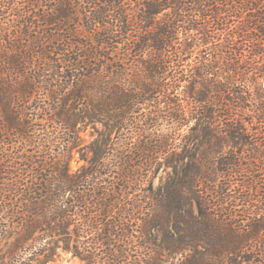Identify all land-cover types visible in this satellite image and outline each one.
<instances>
[{"label": "trees", "instance_id": "trees-1", "mask_svg": "<svg viewBox=\"0 0 264 264\" xmlns=\"http://www.w3.org/2000/svg\"><path fill=\"white\" fill-rule=\"evenodd\" d=\"M70 23L77 32L83 31V42H73L74 30L69 35H57ZM49 26L57 31L43 32ZM48 38L56 43L51 49L47 48ZM120 45L124 51L122 47L119 50ZM118 50L125 57H117ZM244 53L249 57L243 59ZM111 58L119 59L123 65L114 69ZM260 59L264 60V0H0V201L11 203L17 199L20 206L16 204L18 210L13 208L15 212L11 216L14 213L19 216L21 210L26 213L21 218V222L25 221L21 240L43 243L54 238L51 234L60 230L73 209L87 202L104 207L96 220L107 228L87 246L127 244L128 239L116 231L125 227L124 221L117 219L111 224L110 214L116 209L123 212L125 207H118L128 194L130 180L139 176L141 170L138 165L127 170L129 160L124 153L114 163L110 162L106 146L109 139L103 135L95 140L87 167L75 174L69 172L67 165L64 170L49 173L41 165L31 171L26 168L23 173L32 172L31 176H25L27 180L22 175L25 188H17L20 174L5 168L8 166L4 162L9 158L3 160V154L9 152L10 156L25 147L28 152L40 147L51 149L50 141L46 143V138L40 140L35 136L40 128L23 109L24 105H30L35 92L49 87L53 115H57V121L63 123L67 132L64 134L69 136L76 133L79 121H85V126L101 122L110 131L121 130L128 126L130 116L140 103L148 98L156 102V98L140 94L151 93L159 87L169 95V90H178L180 83L186 82L183 93L193 103L189 118L195 121L192 140L197 141L196 150L188 164L176 169V202H173L172 187L168 186L162 194L167 213L169 206L175 205L173 232L163 230L162 240L153 238L149 231L137 236L145 250L144 262L264 264V248H246L254 241L264 244V237L260 239L264 234V218L255 215L244 225L241 222L244 220H238L234 214L216 215L209 188L202 186L211 153L207 142L224 133L211 126L216 119L223 118L231 121L225 130L227 136L237 139L243 135L244 124L250 120L243 110L246 96L251 92L242 78L264 75V67L256 64ZM107 61H111L110 66ZM168 77L175 82L166 83ZM156 78L162 81H155ZM88 91L92 92L90 97ZM257 115L259 119L264 118V112ZM3 129L8 138L1 141ZM254 130L264 132L259 125ZM64 137V143L76 140ZM219 148L213 154L221 173H227L230 166L237 168ZM65 155L68 162L69 157ZM140 157L142 160L143 156H132L130 162ZM179 161H184L181 154ZM113 167L118 171L119 192L113 196L116 200L111 205L104 201L109 195L108 187L102 183L110 187L106 175ZM67 192L73 200L64 201ZM195 202L199 206L197 214L193 210ZM64 205L70 206L63 208ZM164 217V210H157L146 222L153 228L157 224L160 227L164 225ZM43 225L49 228V234L34 237L35 233L44 231ZM17 244L26 245V242ZM155 244L161 250L151 247ZM110 253L118 264L122 251L114 249ZM11 255L18 262L17 254ZM97 256L95 252H88L82 259L96 264Z\"/></svg>", "mask_w": 264, "mask_h": 264}, {"label": "rangeland", "instance_id": "rangeland-1", "mask_svg": "<svg viewBox=\"0 0 264 264\" xmlns=\"http://www.w3.org/2000/svg\"><path fill=\"white\" fill-rule=\"evenodd\" d=\"M52 3L54 4L55 1H52ZM51 13L54 14L55 12L53 13L51 10ZM36 30L40 32L41 29ZM73 30L75 31L73 42H83L85 39L83 31L79 30L77 32L73 23L64 27L63 31L57 32V35H69ZM56 31L55 27L49 26L43 32L51 34ZM36 35L37 33H34V36ZM46 42L49 49L56 44L50 38L46 39ZM121 47L120 45L119 50ZM121 54L119 52L117 57H125V55ZM247 56L249 57L248 53L246 55L244 53L243 59ZM118 60L115 59L113 61V58H111L114 69L123 65V62ZM111 61H107V64H111ZM256 64L264 67V60L260 59ZM242 79L245 80L249 86L248 90L251 92L249 97L246 96L245 110H243L244 116L249 117L250 120L246 124L243 123L246 128L243 131V135L237 139L230 138L225 133L231 121H223V118H218L212 124L211 127L213 129L218 127L224 133L217 138L211 137L207 142L206 147L211 153L209 154V162L204 168L205 175L202 179L204 181L202 186L204 189L209 188L208 194L212 202L211 207L214 208L213 213L220 216L222 214H234L238 220H244L241 222H244L245 225L250 219L253 220L255 215H257L256 218H264V132L261 133L259 130H254L256 125H259V128L264 130V118L259 119L257 115L264 112V75L262 77L250 75L249 78ZM155 81H162V79L156 78ZM165 82L171 84L175 82V79L168 77ZM180 84L178 90H169V95L163 93L159 87L153 88L154 91L151 93L143 92L140 94L141 97L156 98V102L155 99L154 101H149L148 98L143 103H140L138 109H135V113L130 116L128 126L121 130L113 129L110 131L111 129H107L101 122L85 126V121H79L76 133L67 135L68 138L64 134L66 130L62 125L63 123L57 121L59 118L57 115H53L55 111L51 110L52 100L49 87L47 89L42 88L40 92H35L29 102L30 105H24L23 109L28 118L38 124L39 127L37 128H40V130L37 129L35 136L40 140L41 138H46L44 140L46 143L50 141L51 149L48 151L46 148L40 147L28 152L25 147L19 153H16V151L12 152L13 154L10 156L9 152L3 154V160L9 158L6 160L7 162H4L8 166L5 168L12 170L11 172L15 173V175L17 173L20 174V182L17 184V188H25L22 175L24 177L27 175L31 176L32 172L29 171L40 165L45 167L48 173L52 170H64L66 165L70 173H77L80 169L89 165L93 155L92 147L95 140H100L103 135L105 138L107 136L109 139V145H106L108 148L107 157L110 162L114 163L115 158L119 154L124 153L127 156V160H129L127 170H133L136 165L141 166L139 176L130 180L128 189H126L128 194L118 207V209L125 207L123 212L119 213V210L116 209L110 214L111 224H114L117 219L124 221L122 224L125 227L118 228L116 231L124 235V239L127 238L129 241L126 239L127 244L116 243L115 247L91 245L89 248L87 245L90 244L92 239L101 232L105 233L107 228L105 229L104 224L100 225V221L97 222L96 220L99 218L98 212H101L104 207H97L95 204L88 205L87 202L83 204V207L73 209L72 216H67L66 223L61 224L60 230L51 234L54 238H49L48 241L43 240V243L40 241L32 242L31 239H27L28 242L27 240L23 241L20 233L21 228L24 226L22 222L24 223L25 221L21 222V218L26 213H22L21 210V212L19 211V216L16 213L11 216L12 212H15L13 208L18 210L20 206L17 199L12 200L13 202L11 203L0 201V264H19L21 262V264H88L86 260L82 259V256H86L88 252L98 254L96 264H115L113 257H110V250L114 249L119 252L122 251L123 257L120 256L118 264H145V250L141 247L140 238L137 236L141 235L140 233L146 234L149 231L152 233L151 236L153 238L157 237L160 240L165 231L173 232L176 223L173 221L175 216L172 208H175V205L173 204V207L169 206V213H167L162 194L166 192L168 186L172 187L174 191L173 202H176L178 188L177 183L175 184V179L177 178L176 169L179 170L182 164H188L190 156L196 150L197 141L192 140V126L195 121H190L189 118L192 115L193 103L192 100H188L184 96L183 91L186 89V82H181ZM72 89L68 90V93L72 92ZM156 90L160 92L156 93ZM86 93L89 97L92 94L91 91ZM71 101L72 99L68 100V102ZM180 117L182 118L180 119ZM62 136H65L64 139L76 140L74 143H70V141L64 143ZM6 137L3 129L1 131V141L6 140ZM3 144L2 142V146L7 147V143ZM218 148L224 157L227 156L228 162L233 160L237 164V168L232 169L230 166L227 173H221L222 169L215 161L213 154ZM65 154L69 157L68 162L64 158ZM180 154L184 156L183 162L179 161ZM132 156H143V159L141 160L140 157L137 159L138 161L134 159L130 162V157ZM223 166L222 168L225 169L226 166ZM26 168L29 170L27 174L23 173ZM113 168L106 175L107 181L111 184L110 187L105 182L102 183L103 187H108L106 190L107 195H109L104 201L111 205L115 204L116 199L113 196H115L119 187L117 183L118 171L115 167ZM25 178L28 180V177ZM71 197L72 195L69 192L65 193L64 201L68 198L73 200ZM11 198L13 199V197ZM6 204L7 207H5ZM16 204L18 207H16ZM69 206L64 205L63 208ZM157 210H164V225L159 227L157 224L153 228V225L148 224L146 221ZM193 210L196 214L199 211V206L196 202L193 205ZM39 220H42V218ZM42 227L44 231L35 233L34 237L49 234V228L46 225ZM262 237H264V234H262L260 239ZM137 241L138 243H136ZM19 242H26V245L18 246L17 243ZM157 243L160 244L161 242L157 241ZM68 245H70L69 248H64L68 247ZM152 246L161 250V247L159 248L156 244ZM202 248L199 247V249ZM246 248H264V244L261 241H254L250 242ZM13 252L17 254L18 262L15 260L16 257L11 255Z\"/></svg>", "mask_w": 264, "mask_h": 264}]
</instances>
